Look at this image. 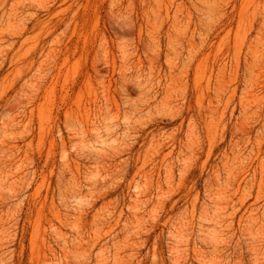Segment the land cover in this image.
Segmentation results:
<instances>
[{
  "label": "rangeland",
  "instance_id": "374dc122",
  "mask_svg": "<svg viewBox=\"0 0 264 264\" xmlns=\"http://www.w3.org/2000/svg\"><path fill=\"white\" fill-rule=\"evenodd\" d=\"M0 264H264V0H0Z\"/></svg>",
  "mask_w": 264,
  "mask_h": 264
}]
</instances>
